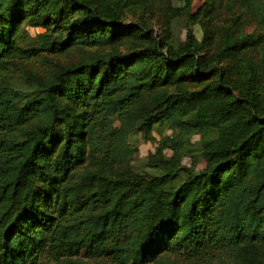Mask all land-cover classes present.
<instances>
[{
	"label": "trees",
	"instance_id": "1",
	"mask_svg": "<svg viewBox=\"0 0 264 264\" xmlns=\"http://www.w3.org/2000/svg\"><path fill=\"white\" fill-rule=\"evenodd\" d=\"M182 2L0 0V264L264 260V0ZM156 125L148 182L124 168ZM196 133L203 169L179 159Z\"/></svg>",
	"mask_w": 264,
	"mask_h": 264
},
{
	"label": "rangeland",
	"instance_id": "2",
	"mask_svg": "<svg viewBox=\"0 0 264 264\" xmlns=\"http://www.w3.org/2000/svg\"><path fill=\"white\" fill-rule=\"evenodd\" d=\"M174 4H182V0H172ZM204 0H194L193 9L197 10L202 4ZM218 16L216 17V21L223 18L228 12L227 9L218 10ZM141 13V10H137L136 12H129V19L137 17ZM167 16V15H166ZM165 18V12L161 13L160 10H156L154 13V17L152 20L153 28L155 29L156 35L161 32L160 25ZM256 25H250L248 30H252ZM25 31L30 33L31 35H36L39 32H44L45 28L42 26H27L25 27ZM197 35H201V30L197 29ZM55 39L58 43H62L64 41L63 34L60 32L56 34ZM85 51L80 47H75L73 49L67 50H59V52L54 55H50L47 58L43 57L42 59H34L32 61L25 60L21 63V67L24 68L25 71H29L32 73V76H40L42 78H48L53 74L55 67L58 65H66L68 63H76L79 61L84 55ZM19 74L22 76V72ZM16 78H21L20 76ZM19 83L24 82L25 79H18ZM172 130L167 125H156L155 130L153 132L155 139L154 140H144L140 132H132L129 135V141L133 146H135L134 156L130 160L128 166L124 168V171H129L131 174H140L145 178L146 181L151 182L154 181V177L160 176L161 170L160 168H156L152 166L149 161L150 155H152L157 148L159 140L167 134H172ZM199 140L200 134L196 133L193 135L192 144L189 147V150L179 156L180 163L186 166H192L196 169H203L206 167V160L200 153L199 150ZM166 157L169 159L172 156L173 152L171 149H166L164 151ZM184 177V176H183ZM188 264V263H182ZM258 264H264V260Z\"/></svg>",
	"mask_w": 264,
	"mask_h": 264
}]
</instances>
